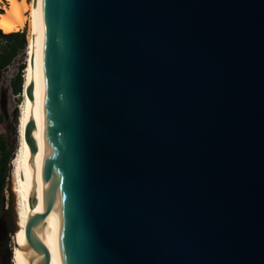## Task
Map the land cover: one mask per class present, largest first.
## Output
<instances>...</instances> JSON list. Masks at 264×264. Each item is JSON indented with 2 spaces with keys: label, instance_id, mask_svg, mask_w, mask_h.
<instances>
[{
  "label": "water",
  "instance_id": "95a60500",
  "mask_svg": "<svg viewBox=\"0 0 264 264\" xmlns=\"http://www.w3.org/2000/svg\"><path fill=\"white\" fill-rule=\"evenodd\" d=\"M25 94L29 263L264 264V0H37Z\"/></svg>",
  "mask_w": 264,
  "mask_h": 264
},
{
  "label": "bare ground",
  "instance_id": "6f19581e",
  "mask_svg": "<svg viewBox=\"0 0 264 264\" xmlns=\"http://www.w3.org/2000/svg\"><path fill=\"white\" fill-rule=\"evenodd\" d=\"M36 7L37 0L33 4H29L28 0H7V5L4 12H0V29L4 32L20 30L27 20L26 14L33 12L32 32L33 37L30 40V59L26 69L23 85V103L20 107L19 124H18V141L19 145L15 156L11 162L13 186L12 191L16 197L15 207V230H17V238L20 240V249L16 257V264H32L29 263L30 250H26L25 227L27 219L31 213L29 207V199L25 191V170H24V129H25V114L28 97L25 94V89L31 81L32 69L36 53ZM34 212V211H33ZM19 243V242H18ZM18 251V250H17ZM34 262V260H33Z\"/></svg>",
  "mask_w": 264,
  "mask_h": 264
},
{
  "label": "rangeland",
  "instance_id": "374dc122",
  "mask_svg": "<svg viewBox=\"0 0 264 264\" xmlns=\"http://www.w3.org/2000/svg\"><path fill=\"white\" fill-rule=\"evenodd\" d=\"M29 4H33L34 0H28ZM7 5V0H0V8L4 10ZM27 20L21 29L26 30V36H28L29 41L33 37L32 32V22H33V12L30 11L26 14ZM30 46L28 48V53ZM26 51L24 54H19L13 62L6 68L3 73L2 81L0 83L1 87V110L4 114L3 122L0 124V135L4 136L8 147H14V154L19 145V135H18V124H19V113L20 107L23 103L22 91L20 94H16L12 90V80L18 72V65L22 62H29L27 58ZM26 69L24 70V76L26 75ZM12 168V167H11ZM13 185L12 174L10 176V181ZM9 184V183H8ZM8 186V185H7ZM11 191L9 187L5 190V202L3 211L1 213V223L3 232L0 236V264H16V257L19 253L20 240L17 238V230L11 232L7 225V219L9 216V208L11 203ZM13 192V191H12ZM14 194V193H13ZM15 197V195H14ZM16 197H15V207H16ZM15 216V213H14ZM19 242V243H18ZM18 250V251H17Z\"/></svg>",
  "mask_w": 264,
  "mask_h": 264
},
{
  "label": "trees",
  "instance_id": "16d2710c",
  "mask_svg": "<svg viewBox=\"0 0 264 264\" xmlns=\"http://www.w3.org/2000/svg\"><path fill=\"white\" fill-rule=\"evenodd\" d=\"M0 12H4L0 8ZM30 41L26 36V30L20 29L4 33L0 29V83L2 81L3 73L6 68L13 62L19 55L28 53ZM29 58V54H27ZM29 65V62H22L18 65V72L12 80V90L16 94L23 92L24 85V70ZM1 93V87H0ZM4 114L1 110V94H0V124L3 122ZM14 147H8L4 136L0 135V236L3 232L1 223V213L3 211L5 202V190L8 188L10 176L12 174L11 162L14 158Z\"/></svg>",
  "mask_w": 264,
  "mask_h": 264
}]
</instances>
